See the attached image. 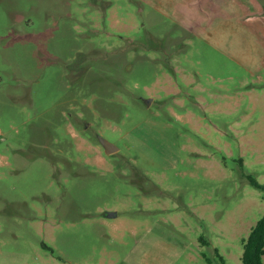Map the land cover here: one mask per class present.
Masks as SVG:
<instances>
[{
  "label": "rangeland",
  "instance_id": "rangeland-1",
  "mask_svg": "<svg viewBox=\"0 0 264 264\" xmlns=\"http://www.w3.org/2000/svg\"><path fill=\"white\" fill-rule=\"evenodd\" d=\"M263 217L264 0H0V264H243Z\"/></svg>",
  "mask_w": 264,
  "mask_h": 264
},
{
  "label": "trees",
  "instance_id": "trees-1",
  "mask_svg": "<svg viewBox=\"0 0 264 264\" xmlns=\"http://www.w3.org/2000/svg\"><path fill=\"white\" fill-rule=\"evenodd\" d=\"M253 183L256 187H261L256 182ZM243 247V264H264V217L252 229Z\"/></svg>",
  "mask_w": 264,
  "mask_h": 264
},
{
  "label": "water",
  "instance_id": "water-1",
  "mask_svg": "<svg viewBox=\"0 0 264 264\" xmlns=\"http://www.w3.org/2000/svg\"><path fill=\"white\" fill-rule=\"evenodd\" d=\"M145 102L149 106L151 99H148ZM100 142H101V145L103 146V148L107 154H113L115 151H117V148L114 145H112L108 141L104 140L103 138H100ZM106 216L109 218H112V217L116 216V213L115 212H107Z\"/></svg>",
  "mask_w": 264,
  "mask_h": 264
}]
</instances>
